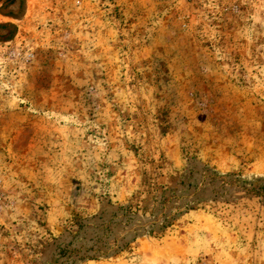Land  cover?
<instances>
[{
    "label": "rangeland",
    "instance_id": "obj_1",
    "mask_svg": "<svg viewBox=\"0 0 264 264\" xmlns=\"http://www.w3.org/2000/svg\"><path fill=\"white\" fill-rule=\"evenodd\" d=\"M0 264H264V0H0Z\"/></svg>",
    "mask_w": 264,
    "mask_h": 264
}]
</instances>
